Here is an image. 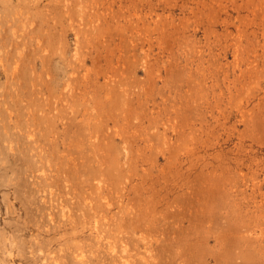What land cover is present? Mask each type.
<instances>
[{"label":"rangeland","instance_id":"374dc122","mask_svg":"<svg viewBox=\"0 0 264 264\" xmlns=\"http://www.w3.org/2000/svg\"><path fill=\"white\" fill-rule=\"evenodd\" d=\"M0 233L264 264V0H0Z\"/></svg>","mask_w":264,"mask_h":264},{"label":"bare ground","instance_id":"6f19581e","mask_svg":"<svg viewBox=\"0 0 264 264\" xmlns=\"http://www.w3.org/2000/svg\"><path fill=\"white\" fill-rule=\"evenodd\" d=\"M100 239L99 238L92 239L89 242H86V245L83 244L80 246H76L75 244L76 247L73 246L74 248L70 250L65 247L66 244H64L63 242H61L60 244L63 243L64 246L63 247L60 246L59 249H49V250L44 249L43 250L42 246L40 245L38 247V250L35 251V253L32 252L33 254L32 253L31 254L35 258V260L39 261L42 264H64L63 261L65 259L67 260V256L69 255H72V258H74V261L76 260L79 264H124L125 259H123L122 257L128 254L126 249L123 247L121 248L123 253L120 254L119 252V254H116V252L114 251H116L117 242L110 241L109 247H108L109 250H105L101 248L102 242ZM2 246L3 245H1V247ZM103 250H104V254H105V251H107L106 253L110 252V254H112L113 257H111L110 260H108V258H106L104 254H102ZM106 255L108 257V254ZM91 257H94L95 259L93 262H91V260H93ZM63 258L65 259L63 260Z\"/></svg>","mask_w":264,"mask_h":264}]
</instances>
